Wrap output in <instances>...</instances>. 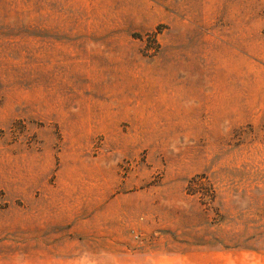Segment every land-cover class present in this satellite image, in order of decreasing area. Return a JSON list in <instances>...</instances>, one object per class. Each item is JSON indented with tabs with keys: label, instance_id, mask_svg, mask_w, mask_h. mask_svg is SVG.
Masks as SVG:
<instances>
[{
	"label": "rangeland",
	"instance_id": "rangeland-1",
	"mask_svg": "<svg viewBox=\"0 0 264 264\" xmlns=\"http://www.w3.org/2000/svg\"><path fill=\"white\" fill-rule=\"evenodd\" d=\"M0 264H264V0H0Z\"/></svg>",
	"mask_w": 264,
	"mask_h": 264
}]
</instances>
